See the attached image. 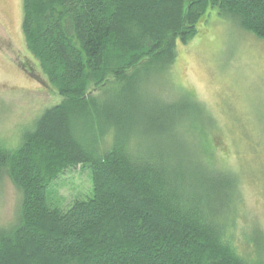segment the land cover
Here are the masks:
<instances>
[{
  "label": "trees",
  "instance_id": "obj_1",
  "mask_svg": "<svg viewBox=\"0 0 264 264\" xmlns=\"http://www.w3.org/2000/svg\"><path fill=\"white\" fill-rule=\"evenodd\" d=\"M23 5L27 48L66 99L16 149L0 142V182L7 175L20 194L14 223L0 229V264H264L261 252L251 258L236 245L240 181L212 161L207 127L189 129L195 147L166 148L162 116L148 119L161 132L137 131L148 117L135 118L132 92L141 73L171 68L210 10L264 40V0ZM92 87L114 98L90 97ZM188 100L203 126L207 111ZM80 166L92 171L93 197L52 207L50 189Z\"/></svg>",
  "mask_w": 264,
  "mask_h": 264
},
{
  "label": "rangeland",
  "instance_id": "obj_2",
  "mask_svg": "<svg viewBox=\"0 0 264 264\" xmlns=\"http://www.w3.org/2000/svg\"><path fill=\"white\" fill-rule=\"evenodd\" d=\"M208 16L194 40L178 45L168 71L151 69L135 78L132 92L141 109L134 116L148 117L135 126L141 135L161 132L148 119L162 116L160 142L166 148L195 147L189 129L207 127L212 161L240 181L236 245L241 253L257 258L259 251L264 259V40L221 18L217 10ZM23 21V0H0V142L10 149L21 145L47 109L66 99L29 52ZM111 85L116 91L123 86L114 80L107 87ZM103 90L92 87L89 96ZM112 92L101 94V102L112 101ZM189 95L207 111L203 126L192 114ZM1 185L0 229H5L15 221L20 194L7 175ZM93 192L92 171L80 166L53 185L49 203L65 210L76 200L92 198Z\"/></svg>",
  "mask_w": 264,
  "mask_h": 264
}]
</instances>
